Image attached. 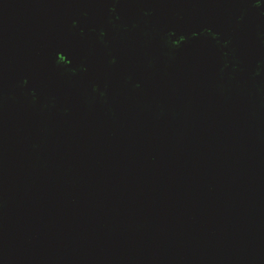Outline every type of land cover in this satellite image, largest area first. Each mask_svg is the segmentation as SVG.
<instances>
[{
  "label": "water",
  "instance_id": "1",
  "mask_svg": "<svg viewBox=\"0 0 264 264\" xmlns=\"http://www.w3.org/2000/svg\"><path fill=\"white\" fill-rule=\"evenodd\" d=\"M0 264H264V0H0Z\"/></svg>",
  "mask_w": 264,
  "mask_h": 264
}]
</instances>
